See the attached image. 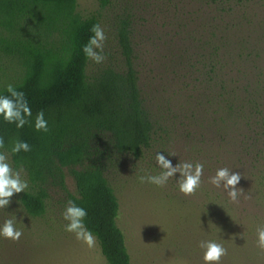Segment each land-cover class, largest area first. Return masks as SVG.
I'll return each instance as SVG.
<instances>
[{
	"label": "rangeland",
	"instance_id": "obj_1",
	"mask_svg": "<svg viewBox=\"0 0 264 264\" xmlns=\"http://www.w3.org/2000/svg\"><path fill=\"white\" fill-rule=\"evenodd\" d=\"M77 11L96 15L107 36V58L91 61L93 70L126 66L120 38L126 32L151 122V145L140 157L119 151L102 130L88 127L74 137L85 149L79 168L101 167L115 191L117 224L132 264H203L201 240L223 244L221 264H264L256 243V230L264 226V183L258 179L264 140L255 136L259 116L244 103H263L264 111V0H77ZM158 153L172 166L203 163L194 196L179 192V173L163 187L140 183L139 177L161 172ZM223 167L242 177L239 203L208 182ZM65 185L49 188L41 217L26 214L20 193L0 209V225L15 217L22 232L16 242L0 237V264H106L97 243L89 249L64 230L62 213L77 195L67 171Z\"/></svg>",
	"mask_w": 264,
	"mask_h": 264
},
{
	"label": "trees",
	"instance_id": "obj_2",
	"mask_svg": "<svg viewBox=\"0 0 264 264\" xmlns=\"http://www.w3.org/2000/svg\"><path fill=\"white\" fill-rule=\"evenodd\" d=\"M97 23L96 15L77 11V0H0V96H7L6 88L12 84L24 92L32 110L30 122L20 129L0 118L5 143L0 151L8 153L14 169H23L28 181L18 197L26 214H45L49 188L65 190L67 171L77 190L70 198L87 210L85 225L96 236L106 264H132L117 224L115 191L101 167L79 168L85 149L74 140L92 127L108 133L119 151L135 157L151 145V122L141 106L126 32H120L123 69L105 64L93 70L82 52ZM244 103L253 109L250 114L259 116L255 136L264 140L263 103ZM41 110L48 122L47 133L34 129ZM17 140L27 142L31 151L12 154ZM258 179L262 185L264 171Z\"/></svg>",
	"mask_w": 264,
	"mask_h": 264
},
{
	"label": "clouds",
	"instance_id": "obj_3",
	"mask_svg": "<svg viewBox=\"0 0 264 264\" xmlns=\"http://www.w3.org/2000/svg\"><path fill=\"white\" fill-rule=\"evenodd\" d=\"M92 35L88 42L83 46L82 52L85 57L96 64H101L106 60L104 54L105 41L107 36L100 24H94L90 29ZM7 96H0V118L8 124H15L17 129L24 127L30 122L32 110L25 97L24 92L18 91L12 84L6 88ZM34 129L38 132L47 133L49 131L48 122L44 118V112L39 111L34 120ZM5 148L4 139L0 137V150ZM31 151V146L24 141L14 142L11 153L17 154ZM168 156H175L174 153ZM9 155L6 151H0V209H5L11 203V197L14 194L24 193L28 188L26 180L22 179L23 169L14 170L8 162ZM156 166L161 169L158 175L141 176L140 183H149L157 187H163L169 179H172L176 173L180 174V179L176 181L179 192L186 196H194L202 183L204 175L203 163L183 162L176 166L165 155L158 153L155 156ZM239 173H232L227 167L219 168L215 175L210 177L208 182L216 188H223L227 192L229 200L233 203H239V197L244 195V191L237 188L241 180ZM245 199H251L245 196ZM62 217L67 224L65 231L72 233L78 241H81L89 249L94 248L97 243L96 236L85 225L87 210L74 201L69 200L66 203ZM257 247L264 250V226L256 230ZM22 236V232L16 228L15 217L9 218L0 225V237L16 242ZM203 249V264H221L222 258L227 255V249L222 243L215 240H201L198 245Z\"/></svg>",
	"mask_w": 264,
	"mask_h": 264
}]
</instances>
